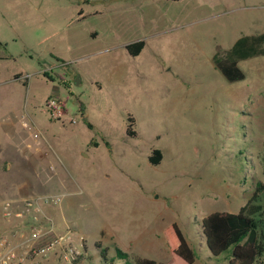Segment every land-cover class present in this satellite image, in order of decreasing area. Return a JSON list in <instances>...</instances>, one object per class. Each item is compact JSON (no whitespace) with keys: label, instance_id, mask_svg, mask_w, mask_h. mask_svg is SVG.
Wrapping results in <instances>:
<instances>
[{"label":"rangeland","instance_id":"rangeland-1","mask_svg":"<svg viewBox=\"0 0 264 264\" xmlns=\"http://www.w3.org/2000/svg\"><path fill=\"white\" fill-rule=\"evenodd\" d=\"M88 29L100 47L75 54L69 43ZM258 33L264 0H0V57H9L0 65L20 73L0 74V199L51 192L44 181L55 172L63 196L46 211L83 241L79 264H103L101 249L126 264L117 246L130 258L186 264L164 237L174 221L193 264H229L232 247L211 253L202 218L238 212L264 181V54L239 61L240 80L215 58ZM140 38L145 46L130 54L123 42ZM50 52L66 59L30 81L31 58ZM50 95L64 100L66 116L50 118ZM10 122L15 139L3 128ZM156 147L163 156L152 163ZM5 219L0 234L20 225Z\"/></svg>","mask_w":264,"mask_h":264},{"label":"trees","instance_id":"trees-1","mask_svg":"<svg viewBox=\"0 0 264 264\" xmlns=\"http://www.w3.org/2000/svg\"><path fill=\"white\" fill-rule=\"evenodd\" d=\"M145 42L144 38H140L126 44V49L130 54L138 55ZM227 52L225 59L215 58V65L229 80L243 79L245 73L238 63L252 55L264 54V34L243 36ZM135 118L133 115L127 117L126 133L129 136L136 134ZM162 156L161 148L156 147L152 150L148 159L152 163H159ZM258 213L263 216L256 217L255 215ZM260 224L264 225L263 180L257 181L252 196L241 206L238 212L216 209L202 218L203 232L211 253L218 255L232 247L229 264L261 262L260 257L264 254V228L260 230ZM164 237L172 254L177 255L186 264H193L196 251L177 222L174 221L166 227ZM116 249V255L125 260L126 264H177L172 260L163 263L156 258L140 255L130 258L128 253L122 251L120 246H117ZM101 254L103 264H114L107 259L105 249H101Z\"/></svg>","mask_w":264,"mask_h":264},{"label":"built area","instance_id":"built-area-1","mask_svg":"<svg viewBox=\"0 0 264 264\" xmlns=\"http://www.w3.org/2000/svg\"><path fill=\"white\" fill-rule=\"evenodd\" d=\"M45 107L50 118L67 115L65 102L59 96H47ZM62 196L63 193L46 192L2 202L3 216L20 225L0 234V264H79L84 257L83 241L77 243L71 228L62 229L46 211L47 207L60 204Z\"/></svg>","mask_w":264,"mask_h":264},{"label":"crops","instance_id":"crops-1","mask_svg":"<svg viewBox=\"0 0 264 264\" xmlns=\"http://www.w3.org/2000/svg\"><path fill=\"white\" fill-rule=\"evenodd\" d=\"M15 33H16V35L22 34V32L20 30H15ZM84 37H85V40H84ZM42 38H43L42 40H44L46 38V36L42 35ZM99 39H100V33L97 30H95V29H90L89 30L88 29L86 32H84L81 35L80 34H76L75 35V39L72 41L74 44H76V46H72V44L70 42L69 43V48H71L74 51H76L75 54H79L81 56H85L87 54V52H90V51L96 49L97 47H100L98 44H96V42H98ZM136 40H138V39H136ZM130 42H133V41H124L123 42L124 47H126V44H128ZM144 46H145V44H144ZM48 49H49L48 46H46L45 47L46 52H48L47 51ZM38 53H40V52H38ZM50 53L52 55H55V57L52 56V55L51 56H44V57L42 55H38L37 57L33 56L31 58V60L33 61V64H31L27 68V71H28L27 73H30V75L32 76V77H30L31 78L30 81L34 82L37 79V77H40V74H42V73H44V75H46V76L47 75L50 76L51 74H50L49 71H52V69H54L56 66L62 65L63 59H66L65 57L61 56V54H56L55 52H50ZM8 58L9 57H0L1 60H5V59H8ZM6 63L0 65V74L3 75L5 80L6 81L11 80L10 76H12V75H14V77H13L14 79H17L18 77H20V73H18V72L16 73L15 72L16 69L15 70L11 69L9 71ZM9 73H10V75H9ZM1 75H0V77H1ZM50 79H53V77H50ZM5 80L0 81V83L1 82L4 83ZM30 81L28 82L29 85L31 84ZM96 82H98V81L96 80ZM4 124H5V126H3V128L5 130V134H9L10 136H12V138L15 139L16 135H18L19 131H15V130L12 129L13 128V123H11V122H10V129L8 127V123H4ZM20 133H23V131H20ZM55 174H56L55 172H54V174H50V175L47 174L48 179H46L44 181V183H47L46 184L47 190L51 191V192L45 191L47 193H55L54 191L57 189V188L55 189V187H56V182L59 181V178H58V181L53 179V178H55L54 177ZM60 182H61V180H60ZM2 200L3 199H0V205L3 202ZM0 209H2V208L0 207ZM4 220H2V218H0V224H3L4 222H6L5 218H4ZM10 222H12V221H10ZM11 230H9V232Z\"/></svg>","mask_w":264,"mask_h":264}]
</instances>
